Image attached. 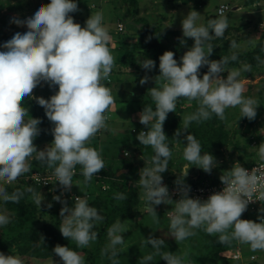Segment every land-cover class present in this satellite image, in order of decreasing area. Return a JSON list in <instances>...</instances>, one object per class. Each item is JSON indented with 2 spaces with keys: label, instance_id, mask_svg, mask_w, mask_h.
I'll use <instances>...</instances> for the list:
<instances>
[{
  "label": "clouds",
  "instance_id": "obj_1",
  "mask_svg": "<svg viewBox=\"0 0 264 264\" xmlns=\"http://www.w3.org/2000/svg\"><path fill=\"white\" fill-rule=\"evenodd\" d=\"M77 10V0L37 3L30 14L11 16L13 21H23L27 27L23 30L14 29L0 41V201L15 202L23 195L18 188L8 193L5 185L29 171L33 154L41 162L54 166L56 182H59L64 192L69 190L72 193V177L76 165L81 166L84 183L104 167L103 158L96 148L90 146L89 140L98 130L107 127L106 111L114 102L111 89L102 83L109 77L114 66V57L109 48L111 36L101 11L91 13L82 27L69 15ZM200 17L199 12L190 10L181 20L183 36L194 38L193 45L180 57V63L171 50L159 56L158 77L164 82L160 87L148 89L155 108L146 105L139 113L140 123L146 125L148 130L142 129L136 139L154 150L150 165L146 162V166L140 170L138 183L142 186L141 199L145 201V209L154 220L158 219L155 205H174L167 211V216L169 231L175 240H183L193 235L195 228L202 227L209 234L219 233L217 239L221 243L232 239L239 241L235 248L221 251L220 256L249 262L252 261L251 256L264 250V207L257 212L242 214L249 202L254 201V192L255 200H264V142L259 141L257 147L258 161L261 163L249 171L243 166L250 163L241 165L234 162L231 169L219 177L224 184L223 189L213 192L207 199L193 198L188 192L191 187L201 186L208 181L187 186L177 180L174 183L181 185V195L176 201L169 195L167 185L162 183L163 178L167 182L168 177L163 174L167 170L172 172L170 176L174 178L182 174L183 177L196 180L200 176V173L188 172L190 163L182 166L181 173L173 172L170 165L172 161L168 164L172 149L166 142L163 124L168 113L174 112L179 97L197 103L195 111L184 117L186 127L190 121L207 120L213 114L225 120V109L229 107L239 106L241 117L251 120L256 116L257 100L243 95L245 84L239 78L242 71L251 70V65L244 63L240 68H231L227 76L223 77L219 74L225 72L230 59H237V53L233 51L230 57L221 56L219 60L209 59L213 52L211 41L224 34L228 18L221 14L209 18L207 24H204L198 22ZM248 43L254 45V37L249 38ZM240 47L236 40L230 41L231 49ZM260 62L264 63V60ZM139 63L141 67L150 70L156 62L147 58ZM204 65H207L208 70L201 76L200 68ZM148 78L145 75L140 83H145ZM42 81L50 88L58 86V90L48 98L34 97L44 108L46 117L53 122L52 141L38 150L33 140L40 134L38 125L41 121L38 117L26 118L28 108L21 104V99L24 96L32 98V90L41 85ZM150 121L152 123L149 126ZM257 129V135H264ZM185 139L184 159L205 172H211L215 166V157L208 152L202 153L200 142L193 134L189 133ZM26 191L32 193L34 202L41 207L44 199L41 192L31 187ZM61 195L53 196L54 200L63 204L60 209L61 234L74 240L78 247L95 241V225L103 219L100 211L88 202L86 196L74 194L70 206L62 200ZM116 197L122 199L124 193L118 192ZM48 206L51 207V204ZM255 214H258V222L247 219V216ZM10 219L6 211L0 210V226L8 224ZM230 228L231 231H227ZM124 232L120 220L107 229L109 240L102 252L111 250L112 264H117L116 246L123 244ZM144 239L166 264H189L174 252H162L161 245L165 243L162 238L149 234ZM241 243L249 245L251 254L246 253V249L242 250ZM52 251L63 264H85L82 254L68 246L57 244ZM152 259L151 253L141 257L142 264ZM0 264L24 262L19 255L0 252Z\"/></svg>",
  "mask_w": 264,
  "mask_h": 264
},
{
  "label": "trees",
  "instance_id": "obj_2",
  "mask_svg": "<svg viewBox=\"0 0 264 264\" xmlns=\"http://www.w3.org/2000/svg\"><path fill=\"white\" fill-rule=\"evenodd\" d=\"M90 0H81L80 4L82 6H86L88 12L94 11L96 12L97 9L103 7L102 0H97L95 5H92ZM113 4L115 3V11L114 16L118 18V23H123L124 28L126 30L125 33L123 31L116 32V42L121 47H118V58L114 59V66L112 68V71L110 72V75L108 78L104 79L102 83H104L106 86H108L111 89V93L115 91H118V89L121 87V83H123L125 86L122 88V90H129L127 86L132 85L135 89H140L141 91L136 92L134 89H131V96L133 98L134 108L141 112L143 110V107L146 105H151L153 109L155 108V102L152 99L150 92L148 89L151 87H160L161 84L164 82L162 78H159V56L163 54L166 50H171L174 53V58L177 59V62L180 63V57L184 54V52L192 46V44L188 41V37H183L179 34V31L173 30V39H170L167 29H163L161 24L159 25L156 20L152 19L150 20L148 17L145 16H139V8H138V0H110ZM184 4H189L190 2H196L197 4L201 0H181ZM258 0H246L245 4L252 5L254 2ZM50 1H48L49 3ZM102 2V3H101ZM117 2H122L121 5ZM47 4V3H46ZM91 4V6H90ZM104 4H106L104 2ZM219 8V7H218ZM218 11V9H217ZM93 12V13H94ZM218 15V12L216 13ZM227 14V13H226ZM225 14V16H226ZM219 16V15H218ZM83 18V17H82ZM17 22L13 21L11 18L9 19L10 25H17ZM117 23V24H118ZM167 31V32H166ZM12 32V31H11ZM9 33V35L11 34ZM138 36V41H130L127 40V38H130L133 35ZM127 35V37H125ZM264 34L262 35L261 39L256 41L252 46H250L248 49H245L244 51H237V49H231L230 48V41L234 39H229L226 44L223 45L221 50H219L218 47H216L218 41L220 39L213 38L211 41V44L213 45V52L211 53V56H209V59H216L219 60L221 56H231L232 52L235 51L237 53V59L236 60H229L227 65L225 66V69L229 68H235L239 65H242L244 63H248L251 65L252 69H257L258 65L261 63V60H264ZM183 41V43L181 42ZM110 42H109V48H110ZM217 51H220L221 53H217ZM259 57V59H257ZM151 58L156 63L155 66L152 69H144L141 67L139 61H142L144 59ZM263 64V63H262ZM132 68V69H130ZM134 69L142 73L144 72V75H137L135 74V78H138V82L135 81H126L125 75H128L130 72L134 71ZM207 65L201 66L200 68V75L202 76L204 72H206ZM147 75L148 77H151L149 80H147L145 83L141 84L140 80L142 77ZM227 74H224V77H226ZM158 77V78H156ZM48 85V84H47ZM142 85V87H141ZM47 87V95L44 98H48L50 95L54 94L55 91L58 90V86L53 87ZM130 92V91H129ZM38 96V95H36ZM249 96V95H247ZM33 96L32 98L30 96H24L21 99V104L28 108V113H26L28 118L31 117H38L40 118V124L38 127L40 128V134L33 140V143L40 147L44 143H50L53 139L51 134V128L53 127V122H51L45 115L44 108L40 106L35 98ZM128 98L127 94L125 96ZM250 97V96H249ZM114 102L119 103L123 102L121 98H117L113 96ZM124 99V98H123ZM119 102H118V101ZM126 100V99H125ZM124 100V101H125ZM113 102V104H115ZM188 103V100L186 97H179L176 102V106L174 109V112H184V106ZM112 104V105H113ZM112 105L110 108L106 111V123H109V121H113L112 119ZM30 108V110H29ZM264 113V109L261 111L260 115ZM173 111H170L167 115L166 120L163 124V130L167 136L166 142L169 144V147L173 150L174 142L179 139V136L177 135V128L181 127V123L179 120L178 115L173 116ZM213 114L212 116H214ZM259 115V114H258ZM258 117V116H257ZM215 118V117H213ZM242 120H237V122H240ZM151 121L149 122V126L151 125ZM199 123V122H198ZM202 123V121H200ZM257 123L258 121L254 119L252 120H246V117L243 119V123H238L240 127L243 128L244 132L246 133V137L248 139V142L253 140L252 135L255 134V136L258 133L257 129ZM142 124V123H141ZM224 124H226L224 126ZM231 125V121L229 123L224 122L222 123L220 120V129L217 131L216 128H212L210 131L204 130L203 128H206L205 125H195L191 129L192 134L199 140L202 138H207V144L201 143L202 147L207 150L210 146H217L216 153L218 155H223L224 151L223 148H226V146L230 145L233 141V135L236 132L235 126H233L228 129L226 126ZM237 124V123H236ZM144 125V124H142ZM144 130L147 131L148 127L144 125ZM102 131V129L99 130ZM107 131V129H106ZM105 131V132H106ZM133 133L136 130H132ZM139 131V130H138ZM141 131V130H140ZM130 132L127 130L126 134L128 136ZM103 133V132H102ZM126 134L118 133L117 135H113L110 133V131L106 132L105 135H102V137L98 138L95 135L90 138L89 144L90 146L96 148L98 152L100 153L101 157L104 160V167L99 172L94 174L90 180H93L95 182L94 188H91L90 186L84 191V196L87 197L88 202L95 206L98 211H100V214L103 216V219L99 221V226L95 225L96 232H97V240L94 241V244L92 247L83 246L78 247L76 242L72 240L71 238L64 237L60 230V223L62 220L60 209L63 207V204L58 201L57 205L59 208L53 209L52 207L47 208V206L42 208H37L36 205L33 203L32 200V193L26 191L28 187H31L33 190L38 192L42 188L50 189L52 185L48 187H42L41 185H36L33 183H30V181H26L23 178H20V180L15 182L14 184H6L5 188L8 193L13 192L15 189H20L21 192H23V195L20 197L18 201H0V205H4L7 207L13 214H15V218H12L10 222L3 227H0V252L5 253V255L13 254L15 252L18 255H28L31 258L36 259H50V258H59L58 255H56L52 249L55 245L60 244L64 246H68L77 252L81 253L82 256L85 259V264H112V258L110 256L111 250L102 252V249H105L109 237L107 235V229L117 220H120L122 224H125V221H132L133 219H136L140 215V210L143 206H145V201L141 199L142 195V186L138 183L140 170L146 166V162L149 163L151 161V156L154 155V150L149 145H143L141 142H127V136ZM263 134V133H262ZM259 137V136H258ZM125 141L122 145L119 146L120 141ZM105 140V141H103ZM131 141V140H128ZM200 142V141H199ZM264 142V139L263 141ZM260 142V143H261ZM114 145V152L110 151L109 149L111 146ZM236 146H239L235 144ZM118 146V148H117ZM125 152H127V155H125ZM227 160V159H226ZM178 161H174L176 163ZM232 164L234 163L231 161ZM170 163V160H168V164ZM246 163H249L248 161ZM193 166V169H196V165L191 163ZM171 167H173V161L171 162ZM224 167V164L222 165ZM54 166H48L46 163L41 162L40 160L36 159L35 157H32L30 160V169L29 171L21 174L22 176L25 174H28L35 170H45L46 168L53 169ZM221 166L216 167L215 169H221L223 168ZM199 168V167H198ZM81 166L76 165L77 174L73 175L72 181L73 185L71 187L72 193L68 191H65V195H61L62 200L66 201L70 206L74 201V194H78L79 196L83 195L76 192L75 188L76 185L79 184L77 182H82L83 184H89L90 180L87 183H84V177L82 175V172L80 171ZM201 170V168H199ZM121 170H124L121 172ZM172 172L167 170L163 174L168 177L167 183L170 186H176L177 180L182 182L183 185L190 186L192 184L196 183H202L204 181H208L210 184L217 183L218 177H215L213 175H210L211 177L209 180L207 179V175L200 176L198 179L193 180L190 179V177H183L182 174L176 175L177 177H171L170 175ZM179 185V184H178ZM105 186V187H104ZM181 187V185H179ZM59 190V188H57ZM123 192L124 198L118 199L116 197V193ZM58 194V195H59ZM106 200L107 202L105 203ZM174 201V200H173ZM101 203L104 204L103 208H100ZM160 205V204H159ZM159 207V206H158ZM52 208V209H51ZM41 210V212H39ZM156 212L157 209H155ZM46 211H48L50 217L47 218L43 215H45ZM41 217H40V215ZM165 214V218L168 219L167 213ZM256 215V220L258 221V214ZM141 216V215H140ZM251 218V215L247 216V219ZM197 230H200L204 234V240L206 243H213L214 246L216 245L218 241L217 236L214 239L210 238V235L203 230V228H198ZM227 231H231V228ZM126 236V234L123 236V238ZM238 240L232 239L230 242H224L222 245L220 243H217V245L214 247L212 251L208 254L211 260L217 262V259L220 261H225L226 264L229 263V261L232 262L233 259H226L225 257L220 256V252L223 250H226L230 247H235L236 244H238ZM119 246H116V259L117 264L120 263V258L122 257V254L125 253L123 251V247L120 249ZM241 248L244 251L246 249V253H250V247L247 243H241ZM133 248L128 247L126 250L131 251ZM15 250V251H14ZM133 251V250H132ZM131 251V252H132ZM130 252V253H131ZM137 258V252L132 253L130 255L129 260L126 264H134L135 260ZM234 263L237 264H264L260 261L252 260L249 262H240V261H234ZM216 264H220L217 262Z\"/></svg>",
  "mask_w": 264,
  "mask_h": 264
},
{
  "label": "rangeland",
  "instance_id": "obj_3",
  "mask_svg": "<svg viewBox=\"0 0 264 264\" xmlns=\"http://www.w3.org/2000/svg\"><path fill=\"white\" fill-rule=\"evenodd\" d=\"M50 0H0V41H3L7 36H9V33L13 31L14 29H21L23 30L25 27H27L26 23L23 21L16 23L17 25L13 26L9 24V19L13 14H19L20 16H23L25 14H30L31 10L36 6L37 3H48ZM81 0H77L78 10L72 13H69V15H72L74 18V22H78L83 27L85 24L86 19L93 13L92 11L88 12L86 6H82L80 4ZM97 0H90L92 5L96 4ZM120 1V0H119ZM246 0H201L197 4L196 2H190L189 4H184L181 0H138V8H139V16H145L148 17L150 20L152 19L157 20L156 23L161 26H163V29H167L169 32L170 39H173V30L179 31V34L183 36L182 33V25L181 20L184 16L187 15V13L190 10H196L201 14L200 20L198 22L207 24V21L209 18L217 17V9L218 7L225 3L230 5V10L227 12L226 17L228 18V26L224 31V34L219 37H214L217 39H220L216 45V47L221 50L224 44L229 39H234L237 41L238 44L241 45L240 48L237 49V51H244L245 49H248L250 46L253 47V44L248 43L249 38L254 37L255 42L261 39L262 35L264 34V0H258L254 2L252 5L245 4ZM103 7L97 9L96 11H101L103 14V22L108 28L109 34L111 36L110 42V51L113 54L114 59L118 58V47H121L118 42H116V32L119 31L117 28V21L118 18L114 16L115 11V3L113 4L110 0H102ZM101 2V3H102ZM104 2L106 4H104ZM121 5L122 2H117ZM90 4V6H91ZM83 17V18H82ZM126 30H123V33H125ZM167 32V31H166ZM127 37V35H125ZM184 37V36H183ZM127 40L130 41H138V36L133 35L130 38H127ZM264 40V38H263ZM188 41L193 45L194 38L188 37ZM236 51V50H235ZM217 53H221L220 51H217ZM211 56V55H210ZM241 65L235 67L240 68ZM132 69V68H130ZM145 69V68H144ZM231 69V68H229ZM229 69H225V72L220 73L219 75L224 77V74H227V71ZM144 75L145 73H139L135 69L134 71L130 72L128 75H125L126 81H137L138 78H135V74L137 75ZM151 77L148 78V80ZM244 81L245 84V91L243 95L250 97H254L257 100V109H256V116L255 120L258 121L257 128H259V131L261 130V133L264 134V113L260 115L261 111L264 109V63H260L258 65V68L252 69L250 71H242L241 75L239 77ZM137 79V80H136ZM138 82V81H137ZM121 87L118 89V91H115L113 93V96L117 98H121L123 102H118L112 105V119L113 121H109V123H106L107 127L102 128V131L99 130L95 134L96 137L100 138L102 135H105V133L110 131L113 135H117L118 133L126 134L127 130L130 132L127 136L126 140L127 142H140L136 139L137 133L140 132V130L144 129V125H142L139 121V111H137L134 108L133 98L131 96V89H134L136 92L141 91L138 88H134L132 85L127 86L129 90H122V88L125 86L123 83L120 84ZM47 83L41 82V85H38L35 87L33 91V96H43L45 97L47 95ZM142 87V85H141ZM130 91V92H129ZM112 92V91H111ZM128 96L126 98L125 96ZM124 98V99H123ZM126 99V100H125ZM125 100V101H124ZM197 108V103L195 100H192L191 102L188 101V103L184 106V112H173L174 115L179 116V120L181 123V127L177 128L179 139L174 142L172 155L169 158L170 161H173V172L178 171L181 173L182 166L185 163H190L186 161L183 157V147L184 144L187 143L185 137L191 133V129L193 126L197 125H205L206 128H203L204 130H211L213 127L216 128L218 131L220 129V120L219 117L216 115L211 116L207 120H202V123H198L197 121H190L185 126L184 123V117ZM30 110V108H29ZM259 114V115H258ZM258 116V117H257ZM215 117V118H213ZM26 118L27 115H26ZM225 120H221L222 123L231 121V125H227L226 127L230 129L233 124L235 126L236 132L232 136V143L226 148H223L224 151L223 155H218L216 153V150L218 149L217 146H210L209 149L205 150L202 147L201 143L207 144V138H202L200 141L201 145V151L208 152L212 154L215 157V166L212 168L211 172H205L203 169H199L197 166L196 169H193L192 164H190L189 173L195 174L200 173L202 176L207 175V179L209 180L211 177L210 175H213L215 177H220L224 171L227 169L230 170L233 166L232 162H238L241 165L246 163L248 160H252L253 154L258 155L257 147L259 146V141H263L264 135H256L254 137V134L252 135L253 140L248 142V137L246 136V133L244 132L243 128L238 126V123H243L244 117H241V112L239 109V106L236 107H229L225 109ZM237 120H242L240 122H237ZM246 120H250L246 117ZM252 120V119H251ZM237 123V124H236ZM226 124H224L225 126ZM107 129V131H106ZM133 129H135L137 133H133ZM139 130V131H138ZM106 131V132H105ZM103 132V133H102ZM106 136V135H105ZM259 136V137H258ZM247 137V138H246ZM131 140V141H128ZM105 141V140H103ZM125 141H120L119 146L122 145ZM125 144V143H124ZM235 144L239 145L236 146ZM48 143L42 144L40 147H37V149H43ZM114 145L111 146L109 149V152H114ZM118 148V146H117ZM33 157H35V154H33ZM227 159V160H226ZM174 161H178L174 163ZM224 164V167L222 166ZM223 167L221 169L216 170V167ZM94 188L95 182L93 180H90L89 184H83L82 182L76 185L75 191L82 194L81 196H84V191L88 187ZM57 187H52L50 189L42 188L38 192H41L44 199L41 202V207L38 206L33 198V203L36 205V207L42 208L47 206V208H50L48 205L51 204V207L53 209L59 208L56 206L58 203L57 200L53 199V196L58 195L59 192L62 193L63 189ZM60 195V194H59ZM105 203L107 202L104 200ZM104 204L101 203L100 208H103ZM159 206V207H158ZM174 205L171 204H165L161 203L160 205H155V209H157V215L158 219L154 220L152 215L146 211L145 206L141 208L142 215L137 217L136 219H133L132 221H125L124 229L125 232L122 233V236L126 234L124 237L123 244H120L119 248L121 249L123 247V251L125 253L122 254V257L120 258V263L126 264L127 261L130 258V255L132 253L137 252V258L134 262V264H142L141 257L146 256L148 254H153V259L151 261H144L143 264H166V261L163 260L159 253H155L154 249L151 247V245L147 244L144 237L147 238L149 234H151L154 237H160L162 238L165 243L161 245V251H170L174 252L176 255L181 256L185 261L189 262V264H216L219 262L220 264H226L225 261H220L217 259V262L210 259L208 254L210 251L214 249L213 243H206L204 240V234L197 230L198 228H195L193 230L194 234L188 236L187 238L177 241L172 237L170 231H169V217L168 219L165 218V214L168 210H170ZM51 208V209H52ZM0 210H4L7 212V214L12 218H15V214H13L7 207L4 205H0ZM41 212V210L39 211ZM40 215V214H39ZM47 218L50 217L48 211H46L45 215H43ZM41 217V215H40ZM242 219H245L244 217H241ZM10 219V220H11ZM250 220L256 221L255 215L251 218H248ZM97 226H99V222L96 223ZM3 227V226H0ZM96 230V228H95ZM209 234V233H208ZM218 233L209 234L211 239H214L217 236ZM98 238V236H97ZM97 240V239H96ZM94 244V241H91L88 245L89 248L92 247ZM130 248H133L128 254L126 253V250ZM236 247V245H235ZM235 247H230V250ZM225 250V251H226ZM15 251V250H14ZM246 251V250H244ZM16 252V251H15ZM15 252H13V255H18ZM21 259L23 260L24 264H63L62 260L59 258H48V259H36L31 258L30 256L26 255H19ZM264 250H260V253L255 256H251V260L257 259L260 262L264 263ZM250 259V258H249ZM235 260L229 261L228 264H237L234 263ZM245 262V261H244Z\"/></svg>",
  "mask_w": 264,
  "mask_h": 264
},
{
  "label": "built area",
  "instance_id": "obj_4",
  "mask_svg": "<svg viewBox=\"0 0 264 264\" xmlns=\"http://www.w3.org/2000/svg\"><path fill=\"white\" fill-rule=\"evenodd\" d=\"M229 10H230V5L223 3L219 6L217 12H218V15H221V14L225 15ZM117 28L119 29V31H123L125 29L123 23H118ZM259 163H261V161H256L250 165L243 166V167L247 168L250 171L256 165L258 166ZM75 174H77V170H75L73 175ZM20 178H23L26 181H30V183L41 185L42 187H48L52 185V187L58 186V188H62V186L59 185V182L58 181L56 182V177L53 174V169H50V168H46L45 170H41V171L35 170L23 176L20 175L16 179V181L18 182ZM16 181L11 182L10 184H14ZM162 183L167 185L169 189V195L171 196L172 199L176 201L180 198L181 193L179 191L180 187L178 185L170 186L164 180V178L162 180ZM223 187H224V184L222 181L217 184L204 183L198 187H191L188 192V195L193 198L199 197L200 199L203 200V199H207V197L213 192L221 191ZM64 193L65 192L62 191V195H64ZM255 196H256V193L254 192L253 194L254 201L249 202L246 210L242 214L257 212L260 208L264 207V200H255Z\"/></svg>",
  "mask_w": 264,
  "mask_h": 264
},
{
  "label": "crops",
  "instance_id": "obj_5",
  "mask_svg": "<svg viewBox=\"0 0 264 264\" xmlns=\"http://www.w3.org/2000/svg\"><path fill=\"white\" fill-rule=\"evenodd\" d=\"M258 160H259L258 155H254V154H253L252 160L250 159V160H248V162H249L250 164H252V163H254L255 161H258ZM249 163H248V164H249ZM227 170H228V169H227ZM220 181H221V180L218 178L216 182L219 183Z\"/></svg>",
  "mask_w": 264,
  "mask_h": 264
}]
</instances>
